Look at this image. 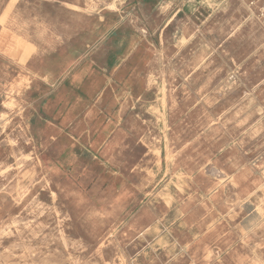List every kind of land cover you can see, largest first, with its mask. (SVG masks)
Wrapping results in <instances>:
<instances>
[{
    "label": "rangeland",
    "instance_id": "374dc122",
    "mask_svg": "<svg viewBox=\"0 0 264 264\" xmlns=\"http://www.w3.org/2000/svg\"><path fill=\"white\" fill-rule=\"evenodd\" d=\"M257 3L0 0V264H264Z\"/></svg>",
    "mask_w": 264,
    "mask_h": 264
},
{
    "label": "crops",
    "instance_id": "0c3cea01",
    "mask_svg": "<svg viewBox=\"0 0 264 264\" xmlns=\"http://www.w3.org/2000/svg\"><path fill=\"white\" fill-rule=\"evenodd\" d=\"M256 1L258 2L257 4H260L261 11L264 13V0H256Z\"/></svg>",
    "mask_w": 264,
    "mask_h": 264
},
{
    "label": "bare ground",
    "instance_id": "6f19581e",
    "mask_svg": "<svg viewBox=\"0 0 264 264\" xmlns=\"http://www.w3.org/2000/svg\"><path fill=\"white\" fill-rule=\"evenodd\" d=\"M16 37V36H15ZM18 38V37H17ZM17 40V39H16Z\"/></svg>",
    "mask_w": 264,
    "mask_h": 264
}]
</instances>
